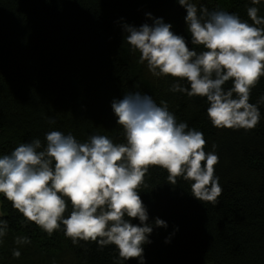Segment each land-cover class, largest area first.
<instances>
[{
  "label": "trees",
  "instance_id": "16d2710c",
  "mask_svg": "<svg viewBox=\"0 0 264 264\" xmlns=\"http://www.w3.org/2000/svg\"><path fill=\"white\" fill-rule=\"evenodd\" d=\"M194 2L252 23L251 0ZM256 7L264 16V0ZM148 13L170 23L189 48L203 50L192 46L187 13L177 0H0V155L34 138L43 142L51 130L72 133L81 142L97 133L125 142L113 100L139 91L157 104L166 101L178 121L203 132L206 151L217 146L215 174L223 192L216 206L204 204L188 182L173 186L165 170L150 168L148 187L140 192L153 225L144 264H264V77L249 101L261 113L257 126L247 131L214 127L206 98L170 92L174 79L153 76L124 41L123 25H151ZM49 118L56 123L49 124ZM0 197V219L8 222L0 238V264H113L118 256L114 245L100 249L80 241L74 246L63 226L49 236ZM157 217L166 228L154 226ZM18 236L31 243L17 245ZM13 249L21 252L18 259Z\"/></svg>",
  "mask_w": 264,
  "mask_h": 264
},
{
  "label": "clouds",
  "instance_id": "9594fccd",
  "mask_svg": "<svg viewBox=\"0 0 264 264\" xmlns=\"http://www.w3.org/2000/svg\"><path fill=\"white\" fill-rule=\"evenodd\" d=\"M177 3L186 10L192 46L203 50L189 48L170 23L151 13V25H123L124 41L140 53V63L153 76L174 79L170 92L206 98L214 127L254 129L261 113L249 101L264 77V16L256 7L261 0H251L253 6L247 8L252 23L225 10L198 7L194 0ZM228 82L231 87L226 88ZM111 107L125 142L98 133L81 142L72 133L51 130L43 142L34 138L20 143L0 155V196L49 236L63 226L74 246L80 241L100 249L114 245L118 256L113 264L129 259L144 264V245L151 243L153 225L140 192L148 187L149 169L165 170L173 186L188 182L194 198L216 206L223 192L215 174L217 146L206 151L203 132L178 121L166 101L157 104L149 94L127 92ZM154 226L166 228L167 223L157 217ZM7 231V220L0 219V238ZM15 243L31 240L18 236ZM12 255L18 259L21 252L13 249Z\"/></svg>",
  "mask_w": 264,
  "mask_h": 264
},
{
  "label": "rangeland",
  "instance_id": "374dc122",
  "mask_svg": "<svg viewBox=\"0 0 264 264\" xmlns=\"http://www.w3.org/2000/svg\"><path fill=\"white\" fill-rule=\"evenodd\" d=\"M3 214H4V212L2 210L1 197H0V216L3 215Z\"/></svg>",
  "mask_w": 264,
  "mask_h": 264
}]
</instances>
